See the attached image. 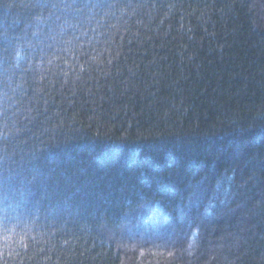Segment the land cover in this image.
<instances>
[{
    "label": "trees",
    "instance_id": "1",
    "mask_svg": "<svg viewBox=\"0 0 264 264\" xmlns=\"http://www.w3.org/2000/svg\"><path fill=\"white\" fill-rule=\"evenodd\" d=\"M5 215L0 264H264V0H0Z\"/></svg>",
    "mask_w": 264,
    "mask_h": 264
},
{
    "label": "snow or ice",
    "instance_id": "2",
    "mask_svg": "<svg viewBox=\"0 0 264 264\" xmlns=\"http://www.w3.org/2000/svg\"><path fill=\"white\" fill-rule=\"evenodd\" d=\"M4 224L3 228V235H0V239H2L5 243V246H7L9 240H10V229L7 227V224L9 223L7 215L3 217V220L0 221ZM16 225H13V228H15Z\"/></svg>",
    "mask_w": 264,
    "mask_h": 264
},
{
    "label": "rangeland",
    "instance_id": "3",
    "mask_svg": "<svg viewBox=\"0 0 264 264\" xmlns=\"http://www.w3.org/2000/svg\"><path fill=\"white\" fill-rule=\"evenodd\" d=\"M147 237L146 238H144L145 240H148L147 242H152V239H151V237H150V235H146Z\"/></svg>",
    "mask_w": 264,
    "mask_h": 264
}]
</instances>
